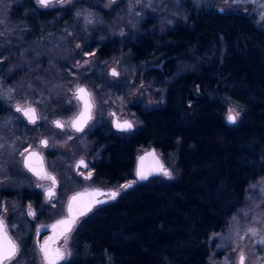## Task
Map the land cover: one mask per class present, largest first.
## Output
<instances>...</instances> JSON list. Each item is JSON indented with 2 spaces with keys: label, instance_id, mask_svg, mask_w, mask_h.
Masks as SVG:
<instances>
[{
  "label": "trees",
  "instance_id": "16d2710c",
  "mask_svg": "<svg viewBox=\"0 0 264 264\" xmlns=\"http://www.w3.org/2000/svg\"><path fill=\"white\" fill-rule=\"evenodd\" d=\"M215 4L181 9L164 30L153 18L147 31L126 42L125 69L163 88L164 103L132 108L136 132L115 135L106 126L94 132L98 177L112 186L131 181L139 150L152 147L163 157L175 154L179 177L151 178L99 206L74 232L67 264H206L209 236L224 228L243 206L247 187L264 176V27L252 15L220 12ZM70 11L0 0L2 81L11 79L24 92L35 64L41 70L33 87L39 78L70 79L72 68L48 55L8 71L21 58L32 59L36 44L56 46ZM96 41L89 49L105 53L107 44ZM230 104L240 109L231 125L225 120Z\"/></svg>",
  "mask_w": 264,
  "mask_h": 264
},
{
  "label": "rangeland",
  "instance_id": "374dc122",
  "mask_svg": "<svg viewBox=\"0 0 264 264\" xmlns=\"http://www.w3.org/2000/svg\"><path fill=\"white\" fill-rule=\"evenodd\" d=\"M180 1L70 0L68 2L65 0L64 3H54L47 7L39 5L45 10L57 8L71 10L72 21L69 26L63 29L67 36L60 37L56 46L36 44L32 49V59L21 58L19 64L9 65L8 71L17 69V67L20 69V66L25 62L27 64L35 62L40 57L48 55L60 62L65 70L72 68L73 75L70 76V79L64 78L62 81L51 79L45 81L39 78L40 86L33 87L31 81H37L35 75L41 70V67L35 64L34 69H31L35 75L32 80L25 81L24 85L28 89L22 92L21 87L14 84L11 79L6 82L2 81L1 75L4 65L2 63L4 62L0 60V107L2 108L0 114V145H2L0 147V180L3 181L5 188L10 187L9 189L15 190L16 188L21 190L23 187L31 188L28 178L24 177L25 170L21 166V158L33 146L39 148V138L42 135L48 138L49 143L47 148L40 150L46 155L54 152L52 160L48 161V168L57 174L60 172L64 174L68 191L66 194L77 187L76 182L71 177L75 163L81 158L88 160H95V158L91 157L90 147H92V143H88L89 127L86 132L76 134L72 139H68L73 135L70 127H68V120L78 111L80 106L73 95L76 87L83 85L91 92L95 105L93 118L90 120L92 127L98 125L97 123H104L105 126L110 127L111 132L115 135H122V133L112 129V121L115 115L121 119L129 120L134 127L132 132H136L140 124L132 108L136 104H141L145 108L163 105V88L150 84L152 88L148 83V85L145 82L141 83L142 80L139 77L133 75L129 69H125L128 60L124 50L126 42L132 41L130 36L137 31H147L149 26L151 27L152 23L156 22H153L156 20L153 18L160 19V28L164 30L166 27L175 24V18H179L175 16L180 13L181 9L190 10L195 7L208 6L210 2V0H187L184 3ZM215 8L220 12H244L252 15L264 27V19H261L262 10L252 0H216ZM161 15L163 16L161 17ZM148 16L149 18L152 17L151 21L146 20ZM89 19L92 20V23L87 22ZM94 40L100 44L103 42L107 44L105 53L99 55L94 49H89ZM116 49L118 50L117 53H115ZM112 69H115L119 75L113 76L111 74ZM51 73L47 75L52 77ZM96 82L98 87L95 86ZM109 92H119L126 94V96L125 98L110 96ZM31 104L37 107L40 117L37 124L40 133L32 142L27 141L29 138L28 127L24 130L17 128L21 116L14 111L16 106H29ZM229 109H235L239 112L237 119L239 121L240 109L234 104L229 105L225 118L229 114ZM113 113H115L114 116H112ZM55 118H61L64 121L65 129L63 131L53 126L52 121ZM147 149H140L136 157ZM162 158L165 166L171 172V178L163 174L156 178L163 182L177 180L179 172L176 168L175 154L167 157L162 156ZM59 163H62V166ZM132 182L134 185L138 184L134 178L127 183L114 186V188L121 195L131 188L124 186L131 185ZM36 183L34 180V184ZM81 184L83 187H94L93 180H83ZM0 202H2L0 203V216L19 244V252L10 264H42L37 250L30 253L23 246L28 237L34 239L40 223H50L63 215L65 205L63 203L49 207L41 205L40 210L46 209V212L44 219L38 222L39 220L28 215L29 210H31L29 206L24 207V215L19 213L18 202L20 201L16 198L3 199ZM42 202L44 203L43 200ZM5 208L8 210L7 213L3 212ZM40 210L39 212H41ZM250 228L257 230L256 236L248 231ZM73 234L66 244L67 262L71 261L74 255ZM261 237H264V176L259 177L247 187L243 206L227 220L224 228L209 236L207 240L209 256L206 264H240L241 254L245 258L244 264H264V245L259 243Z\"/></svg>",
  "mask_w": 264,
  "mask_h": 264
},
{
  "label": "flooded vegetation",
  "instance_id": "af4514ba",
  "mask_svg": "<svg viewBox=\"0 0 264 264\" xmlns=\"http://www.w3.org/2000/svg\"><path fill=\"white\" fill-rule=\"evenodd\" d=\"M27 106V105H25ZM25 106H22V107H25ZM29 106H33L35 109H36V112H37V115H38V119L36 120V123H30L25 116H23V114L21 112H18L16 111V107H14V111L17 112L21 118H20V121H18V127L17 128H20V129H26V127H28V139L27 141H34L36 140V137L38 136L37 134L40 133V130L37 128V124L39 123V120H40V117H39V114H38V109L35 105L31 104ZM79 109H80V106H79ZM79 109L78 111L68 120V127H70V130L71 132L73 133V135H71L68 139H72L76 134H81V133H84L86 132V130L88 129L89 127V133H88V143H92L90 147L91 149V157L95 158V160H88V159H84V158H81L83 159V161L85 162V164H87V167H83V166H80V167H77V164L78 162L81 160L79 159L76 163H75V166H74V171H73V175H71L72 179L74 180V182H76V188L71 191L69 194H66L67 191V185H66V181H65V176L64 174H62L61 172L60 173H55L54 171L50 170L48 168V161L49 160H52V155L54 152L52 153H49L48 155L44 154L40 149H45L48 147V138L46 136H40L39 138V148L38 147H35L33 146L32 148L28 149L23 155H22V158H21V166L23 167V169L25 170V175L24 177L28 178L30 184H31V188L30 187H23L20 189L16 188L15 189H9V188H5V186L3 185V181L0 180V201H2L3 199H6V200H10L11 198H16L17 200H19L20 202H18L19 204V213L24 215V207L25 206H29L31 208V211H33L35 213V216H33L32 218L33 219H37L39 220L38 222H41L44 217H45V210H40V206L44 205L45 207H49V206H58L59 204L63 203L65 205V213L57 218H55L53 221H51L50 223H40L39 226L37 227L36 229V232H35V236H34V239L31 238V237H28L26 239V242L24 244V248L26 251L28 252H34L35 250H37L38 254H39V257L41 259V262L42 264H45L44 260H43V256L40 252V245L41 243L44 241V239L47 237L49 231H48V227L50 226V224H52L54 221L64 217L67 215V205H68V202H69V199L71 197V195H73L74 193H77L79 191H85V190H89V189H94V188H101V189H114V190H117L116 188H114V186L112 185H108V184H105L103 182L100 181L99 177H98V174H97V170H96V164L98 163L97 161V158H98V155H99V149H96V142H95V139L97 138L95 133L96 131L98 130H101V132L103 131L104 129V123H97L98 125H95L92 127L91 125V122L88 123V125L86 126V128L82 131V132H76L72 127H71V120L72 118L79 112ZM112 116H114L112 114ZM116 117V120H126V119H121L117 116ZM93 118V117H92ZM61 121L63 124H64V128L61 129V128H57L55 126V121ZM92 120V119H91ZM114 119L112 121V129L116 132H119V133H122V134H127V133H132L131 132H123V131H118L115 129L114 127ZM52 124L55 128H57L58 130L60 131H63L65 129V123L64 121L61 119V118H55L53 121H52ZM103 124V125H102ZM91 126V127H90ZM107 127V126H106ZM39 128H40V125H39ZM109 130H110V127H107ZM30 131V132H29ZM111 131V130H110ZM99 133V132H98ZM37 135V136H36ZM42 140H47V146H44L41 144V141ZM25 147H27L25 145ZM38 151L43 159H44V163H45V166H46V174L48 175H51V176H54L56 178V185L54 187V192H55V195L49 200L46 196V189L52 187V183L50 180L48 179H41L40 177H36L35 175H33L25 166H24V156L29 152V151ZM48 158V159H47ZM65 159V158H64ZM65 161V160H64ZM20 163L18 162V165ZM59 165L62 166V163H59ZM20 167V166H19ZM64 167V165H63ZM89 170V171H88ZM89 173H91V178L90 179H85L84 177L86 175H88ZM34 180L37 182L36 184H34ZM83 180H87V181H91L93 180L94 182V187H83V184H81V182ZM127 183V182H125ZM43 184V185H42ZM3 185V186H2ZM34 185V186H32ZM45 185V186H44ZM118 191V190H117ZM16 196V197H15ZM120 196V193L118 192V197ZM117 197V198H118ZM115 198V199H117ZM114 199V200H115ZM42 200L44 201V203L42 202ZM114 200H110L108 201L107 203L109 202H112ZM2 203V202H0ZM106 203V204H107ZM41 206V207H42ZM98 208V207H97ZM96 208V209H97ZM95 209V210H96ZM39 210L41 212H39ZM94 210V211H95ZM93 211V212H94ZM4 213H7L8 210L5 208L3 210ZM92 212V213H93ZM91 213V214H92ZM89 214V215H91ZM88 215V216H89ZM87 216V217H88ZM87 217H84V218H81L78 220L77 222V226L75 227V229L79 226L80 222H82L85 218ZM0 219H3L1 216H0ZM5 222V221H4ZM6 224V222H5ZM7 225V224H6ZM75 229L72 231V233L67 237V238H64V239H61L60 242H58L57 244V247L61 250H63L64 252V261L62 263H59V264H67L69 263V261L67 262V247H66V244H67V241L69 240V238L71 237V235L74 233ZM7 230H8V227H7ZM8 234L9 236L12 238L13 241L16 242V244L19 246L18 242L15 240V238L13 237V235L11 234V232L8 230Z\"/></svg>",
  "mask_w": 264,
  "mask_h": 264
},
{
  "label": "snow or ice",
  "instance_id": "6c2138e0",
  "mask_svg": "<svg viewBox=\"0 0 264 264\" xmlns=\"http://www.w3.org/2000/svg\"><path fill=\"white\" fill-rule=\"evenodd\" d=\"M36 2L43 7H47L52 2V0H36ZM56 2L57 3H64L65 0H56ZM68 2H70V0H68ZM252 2H254L262 10L261 11V19H264V0H252ZM78 15H80V14L78 13ZM87 22L92 23V20L89 19ZM85 63H87V61H85ZM111 74L113 76L119 75V73L115 69L112 70ZM73 95H74L75 99H77L78 101H80L82 103L81 111L76 116V118H74L71 121V127L74 130L79 132V131L83 130V126L87 123V120L91 119V111L95 105H94V100L92 98L91 93H89L87 91V89H85L83 87H77V89ZM16 111L22 112L23 115L28 118L30 123H33V124L36 123L37 117H36V110L34 108H31V107L21 108V107L17 106ZM113 115H115V113H113ZM238 117H239V112H237L235 109H229V114L227 116V121L229 123H232V124L236 123ZM54 123H55V126L57 128H61V129L64 128V124L61 121L57 120ZM116 127L121 129V130H128V129L132 128V123L130 121H124L123 123L117 122ZM47 143H48L47 140L41 141V144L44 146H47ZM0 147H2V145H0ZM32 158L39 159L38 153L33 152L30 157H26L25 158V166L28 167L30 171H33L41 179H48L51 181L52 187L46 189V196L50 200L55 195L54 187L56 185V178L54 176L48 175L46 173H44L42 175L41 174L42 170L37 171L36 168L32 167V165L29 163V160ZM145 158L146 157H140L141 167L138 168V170H137V176L140 179H147V174L145 173V171L143 169V161L145 160ZM80 166L87 167V164H85L83 159H81L77 164V167H80ZM154 170L159 171L164 176L171 178V172L168 171L167 169H165L162 164H159L158 161H157V167ZM84 178L90 179L91 173L86 175ZM124 187H131V185L130 184L125 185ZM83 195L84 194H77L76 196H73L70 199L69 204H68L69 218L57 221V223L52 226L54 230L60 226H63L62 230H61L62 235L66 232H70L73 224L75 223L76 215H86V211H84V210H80L76 215H73V204H74V202L79 200L81 198V196H83ZM108 195L112 199H115V197L118 195V193L117 192H111ZM97 203H102V202L97 201ZM84 208H86L87 211H91V204L89 203L87 205H84ZM28 215L35 216V213L33 211L29 210ZM248 231L253 236L257 235V230L255 228H250V229H248ZM259 243L264 245V237H261V239L259 240ZM47 244H48V242L46 241L45 244L41 245V247H40V252L42 253L43 260H44L45 264H57V261L59 259H63L64 255H63V253L60 252L59 249H50L47 246ZM18 252H19V246L16 244L15 241H13L9 237L7 225L5 224L3 219H0V264H6V262H7V264H10V262L13 259H15ZM244 261H245L244 255L241 254L240 255V264H244Z\"/></svg>",
  "mask_w": 264,
  "mask_h": 264
},
{
  "label": "water",
  "instance_id": "95a60500",
  "mask_svg": "<svg viewBox=\"0 0 264 264\" xmlns=\"http://www.w3.org/2000/svg\"><path fill=\"white\" fill-rule=\"evenodd\" d=\"M54 3H57L56 0H52V2L48 5H53ZM43 7V6H42ZM113 70V69H112ZM111 70V72H112ZM78 87H83L85 89H87V91L89 93H91L89 91V89L86 87V86H83V85H80ZM77 87L75 88L74 90V93L76 91ZM80 103V109H79V112L81 111L82 109V103L80 101H78ZM21 108H28V107H31V108H34L33 106H25V107H22V106H19ZM17 108V106H16ZM15 108V109H16ZM35 109V108H34ZM94 109V108H93ZM93 109L91 111V119L93 117ZM36 110V109H35ZM79 112L72 118V120L74 118H76V116L79 114ZM22 113V112H21ZM23 114V113H22ZM24 116V115H23ZM116 116V115H115ZM228 116V115H227ZM36 117L38 119V115H37V112H36ZM26 119L28 120V118L26 117ZM36 119V120H37ZM91 119H88L87 120V123L83 126V130L86 128V126L88 125V123L90 122ZM71 120V121H72ZM114 127L116 130L118 131H123V132H131L133 131L134 127H133V124H132V128L131 129H128V130H121L119 128L116 127V123L117 122H120V123H123L124 121H129V120H116V117H114ZM226 120V123L228 124H232V123H229L227 121V117L225 118ZM29 121V120H28ZM235 124V123H234ZM82 130V131H83ZM76 131V130H75ZM82 131H79V132H82ZM78 132V131H76ZM35 152V153H38V156H39V159H36V158H32L29 160V163L32 165V167L36 168L37 171H41V174L43 175L44 173H46V166H45V163H44V159L42 157V155L38 152V151H29L25 156H24V166H25V158L26 157H30L31 154ZM140 157H146L145 160L143 161V169L145 171V173L147 174V179H140L138 176H137V170L138 168L141 167V161H140ZM157 161L159 162V164H162L164 166L165 169H168V167L165 166V163L163 161V158L161 156V154L157 151L156 148L152 147V148H148L147 150L143 151L142 153H140L136 159H135V163H134V178L136 179L137 183H143V182H146L148 181L149 179L151 178H155L159 175H161L162 173L159 172V171H155L154 169H156L157 167ZM26 167V166H25ZM28 170L29 168L26 167ZM30 171V170H29ZM33 175H35L36 177H39L37 176L33 171H30ZM134 186V182L131 183V187ZM111 192H117V190H114V189H101V188H94V189H89V190H85V191H79L77 193H74L73 195H71L70 199L73 197V196H76L77 194H84L83 196H81V198L79 200H77L76 202H74L73 204V215H76L80 210H84L86 211V215H76V220H75V223L73 224L72 226V229L70 232H66L64 233L63 235L61 234V230H62V227L63 226H60L58 227L57 229H53V225H55L57 223V221H60V220H63V219H67L69 218V212H68V205H67V215L54 221L52 224H50V226L48 227V235L47 237L44 239V241L41 243V245H44L45 242L47 241L48 244L47 246L50 248V249H59L57 247V244L58 242L61 241V239H64V238H67L71 233L72 231L75 229V227L77 226V222L79 219L81 218H84V217H87L89 214H91L97 207L99 206H102L104 204H106L108 201L110 200H114L112 199L108 194L111 193ZM118 195L115 197L117 198ZM69 199V201H70ZM97 201H101L102 203H97ZM91 204V211H87L86 208H84V205H87V204ZM69 204V202H68ZM9 235V234H8ZM10 237V236H9ZM11 238V237H10ZM12 239V238H11ZM40 245V247H41ZM61 253H63L64 255V252L63 250L59 249ZM42 254V253H41ZM64 261V258L63 259H59L57 261V264L59 263H62Z\"/></svg>",
  "mask_w": 264,
  "mask_h": 264
}]
</instances>
